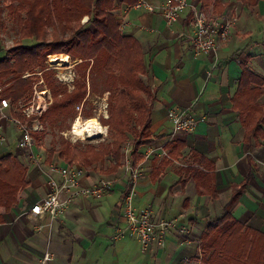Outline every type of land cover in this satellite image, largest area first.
Instances as JSON below:
<instances>
[{"label": "crops", "instance_id": "1", "mask_svg": "<svg viewBox=\"0 0 264 264\" xmlns=\"http://www.w3.org/2000/svg\"><path fill=\"white\" fill-rule=\"evenodd\" d=\"M139 1L115 0L113 10L117 23H126L123 33L143 45L149 67L145 78L153 91L151 134L160 140L141 150L143 176L135 184L133 204L137 213L151 209L155 220H176L188 235L172 230L162 247L154 244L141 251L127 230L125 199L132 178L125 170L101 202L77 201L52 224L48 216L29 217L33 204L46 197L48 185L31 155L17 148L29 185L11 211L0 209V264H39L47 251L55 256L50 264H201L203 233L224 215L247 177L230 211L242 224L264 233V126L254 132L247 113L233 105L243 69L264 78V0L253 7L239 0H188L213 13L237 8L239 18L229 39L203 55L183 36L193 32L189 10L168 25L160 11L136 9ZM174 1L148 0L155 6ZM3 3L0 53L7 54V21L18 19ZM175 109L195 117L196 128L173 135L168 112ZM8 131L16 136L13 126ZM3 152L8 149L0 147ZM35 153L42 154L37 147ZM43 160L45 165L57 163ZM100 169L86 168L82 183L96 184L103 177Z\"/></svg>", "mask_w": 264, "mask_h": 264}, {"label": "trees", "instance_id": "2", "mask_svg": "<svg viewBox=\"0 0 264 264\" xmlns=\"http://www.w3.org/2000/svg\"><path fill=\"white\" fill-rule=\"evenodd\" d=\"M239 1L253 7L260 0ZM4 5L17 17L20 35L17 45L0 59V101L9 100L16 105L27 99L38 78L36 73L43 72L54 102L41 119L43 123L55 124L85 100L88 91L84 78L89 70L91 93L99 90L100 80L103 91L110 93L106 126L112 142L85 148L64 142L59 148L60 158L67 164L90 168L111 158L106 172L117 173L132 135L130 157L137 167L143 160L142 148L160 140L151 134L153 91L144 79L149 74L144 48L136 38L120 32L113 15L115 0H4ZM85 18L88 21L83 23ZM26 39L35 44L20 43ZM62 53L67 56L56 55ZM50 55L80 61L76 67L83 73V80L73 91L61 89L50 79L45 66ZM26 74L31 76L24 78ZM263 96L264 78L249 68L243 69L233 105L247 113L258 133L264 126V104H260ZM88 103L86 100L84 106ZM33 135L37 138V134ZM26 176L27 169L16 156L1 157L0 209L11 211L18 204L19 193L29 185ZM247 179L238 187L224 215L203 233L201 264H264V233L242 224L230 211L247 186Z\"/></svg>", "mask_w": 264, "mask_h": 264}, {"label": "built area", "instance_id": "3", "mask_svg": "<svg viewBox=\"0 0 264 264\" xmlns=\"http://www.w3.org/2000/svg\"><path fill=\"white\" fill-rule=\"evenodd\" d=\"M135 8L160 11L168 25L173 24L184 11L189 10L192 14L193 32L183 36L191 43L197 55L217 51L220 42L229 39L239 18L237 8L232 11L213 13L188 0H175L159 6L151 4L148 0H140ZM84 20L86 23L88 18ZM119 26L120 31L123 32L126 23H121ZM71 61L66 66L50 63V67L46 69V71H55L56 79L69 91L75 88L78 79L76 70L78 64H72ZM36 75L38 80L33 84L31 95L27 99L21 100L16 105H12L9 100L0 101V147H5L13 139L17 148L28 152L33 161L40 166V171L47 180L48 193L46 197L33 204L28 215L38 218L48 216L52 224L57 218L65 215L77 201H103L113 181L100 179L94 185H85L82 183L85 175L84 168L67 164L61 166L57 163L45 165L42 156L35 153L36 138L33 134L45 132V124L41 118L54 102L52 90L46 84L43 72ZM29 76L31 75L26 74L24 78ZM168 118L173 126V135L180 131H192L198 125V120L186 110H170ZM9 126L16 129L15 137L9 133ZM163 153L166 155L165 151ZM139 169L140 165L134 167L131 161L127 162L125 171L132 177V185L125 199L127 230L135 235L145 251L154 244L162 247L172 230L187 236L188 230L179 227L176 220H155L151 209H145L140 213L135 211L133 202L136 196L135 182L140 175ZM54 258V254L47 251L39 264H50Z\"/></svg>", "mask_w": 264, "mask_h": 264}, {"label": "rangeland", "instance_id": "4", "mask_svg": "<svg viewBox=\"0 0 264 264\" xmlns=\"http://www.w3.org/2000/svg\"><path fill=\"white\" fill-rule=\"evenodd\" d=\"M3 5H4V3H3ZM4 8H5V5L3 6V9ZM83 23H85V20H83ZM7 24H8V26H7L8 31L5 32L6 33L5 40L7 41V46L9 47L8 50L10 51L11 49H13L17 45V42L19 41L20 31H19L18 21L9 20V21H7ZM120 32L123 33L122 31H120ZM26 40L25 41L21 40L20 43L23 44V42H25L24 44L27 46H32L33 44H35L34 40H27V41ZM62 54H66V53H62ZM62 54H56V55L63 56ZM5 55H6V52L0 53V59L5 57ZM66 55H64V56H66ZM50 56H53L54 58H56V59L58 58V59L55 60V62H54L53 59H49ZM50 56L47 57L46 64H45L46 67H48V68L50 67V62L54 65L59 64V63H63L62 61H60V59H62L63 57L60 58V56H55V55H50ZM71 60H72V58L70 59V61ZM71 63L72 64H74V63L79 64L80 61L79 60H72ZM91 63H93V62L91 61ZM76 70H77V67H76ZM88 73H89V70L86 72V80L84 78V81L86 82V86H87V91H88V94H87L85 100L81 104H77L75 107H73L72 110L68 114L64 115V117H62L59 122H57L55 124L44 123L45 128H46L45 132H43L41 134H37V136H36L37 137L36 138V147L39 148L40 152L42 153L41 154L42 158H44L47 162L55 160L54 162L57 161V163H58L59 161H63L64 164H67L66 161H64L63 159L60 158V152H59V148H60L61 144L64 142H68L72 146H76V147H80V148H85V146H89V145L99 147L100 145H107L108 143L112 142L109 126H106L107 121L109 120V103H110L109 97H110V93L103 91L102 85H101L102 84L101 80L99 82V86H100L99 90L91 93L89 78L87 76ZM48 74H49L50 79L54 80L61 89L65 88L67 91H69L66 86H64L62 83H60L56 79V76H55L56 72L55 71H48ZM77 75H78V79L76 80L75 88L77 87L78 82L80 83L83 80V73L81 74L77 70ZM144 79H146V78H144ZM45 82H46V80H45ZM46 84H47V82H46ZM29 95H31V93ZM53 98H54V94H53ZM86 100H88L89 103L84 106V103ZM151 102H152V100H151ZM106 111L108 112V119H107V112ZM79 116L81 118H83L84 121L89 120V119H96L99 122V124L101 123L102 125L100 124V126H101L102 130L104 131L102 136L100 138H97V139L84 140L82 137L72 135L70 132L71 128H72L75 120ZM130 137H131V139L125 145L124 159H123L122 165H121V167L117 173L108 174L106 172V169L109 168L110 163L112 162L111 158L106 159L103 163H99V164L94 165L95 167L101 166L100 173L103 175V177L100 179H107V180L113 181L116 177H119L122 175L123 171L126 169L127 162L131 161L130 155H131L132 148H133L132 146L134 144V141H133L134 137L132 135ZM12 142L13 141H10V143H8L5 146L8 149V153L7 152L4 153L5 152L4 151L3 152L4 154H0V158L7 155V154H13V156H16L15 155L16 151H17L16 143L14 142L12 144V146L9 148V145ZM67 165H76V166L82 167L84 169L90 168V167H83V166L76 164V163L67 164ZM94 166H92V168ZM141 172L142 171H140V169H139L140 175L138 176L135 184L138 183L140 181V178L143 176V173H141ZM124 173H125V171H124ZM113 174H116V175H113ZM141 251L143 253L146 252L142 248H141Z\"/></svg>", "mask_w": 264, "mask_h": 264}, {"label": "bare ground", "instance_id": "5", "mask_svg": "<svg viewBox=\"0 0 264 264\" xmlns=\"http://www.w3.org/2000/svg\"><path fill=\"white\" fill-rule=\"evenodd\" d=\"M49 59H53L55 62V60H57L58 58L56 59L53 56H50ZM70 59H69V57H63L62 59H60V61H62L63 63H59L56 65L66 66V65L70 64ZM100 124L96 119H89V120L84 121L83 118H81L79 116L75 120L70 132L72 135L82 137L84 140L97 139V138H100L104 132L102 130Z\"/></svg>", "mask_w": 264, "mask_h": 264}]
</instances>
